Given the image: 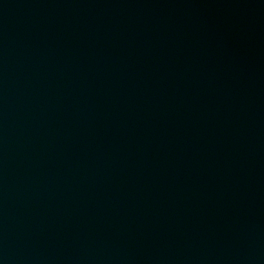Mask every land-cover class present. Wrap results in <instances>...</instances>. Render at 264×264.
<instances>
[{
	"label": "water",
	"instance_id": "obj_1",
	"mask_svg": "<svg viewBox=\"0 0 264 264\" xmlns=\"http://www.w3.org/2000/svg\"><path fill=\"white\" fill-rule=\"evenodd\" d=\"M0 264H264V0H0Z\"/></svg>",
	"mask_w": 264,
	"mask_h": 264
}]
</instances>
